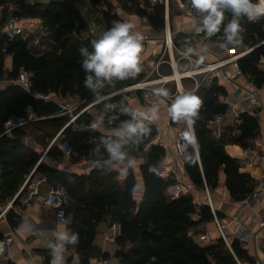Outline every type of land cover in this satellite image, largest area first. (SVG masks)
<instances>
[{
	"label": "trees",
	"instance_id": "16d2710c",
	"mask_svg": "<svg viewBox=\"0 0 264 264\" xmlns=\"http://www.w3.org/2000/svg\"><path fill=\"white\" fill-rule=\"evenodd\" d=\"M91 1L100 9L102 22L99 25L102 23L104 28L111 26L114 20L124 18L115 10L117 3L127 11L146 14L155 29H163L166 25L164 0H158L151 11L143 7L140 0ZM103 2L106 5L100 7ZM1 4L3 19L9 15L11 6L17 16L42 18V23H39L43 27L39 26L41 39L52 42L46 50L35 52L29 45V37L17 35L10 38L0 33V78L6 75L7 57L11 54L12 68L9 75L14 77L23 70L28 71L32 89L28 91L22 85L11 82L0 90V199H4L19 188L39 158L37 150L21 141L24 132L22 126L14 127L12 134L5 132V123L11 115L30 122L32 114H35L37 122L53 128L56 133L70 118L69 114H57L61 109L57 100L75 96L81 101L78 107L81 108L98 95L141 78L143 73L123 80L114 79L99 89L98 93H94L83 83L85 72L79 51L81 45L91 48L90 41L94 37L90 22L83 16L76 0H0ZM230 15L227 12L226 19ZM78 17L81 19L77 25ZM242 23L244 37H250L253 44L264 40V18H245ZM185 36L184 42L189 43L190 36ZM177 38L175 36L176 43H182ZM263 55L264 42H261L238 59L243 72L254 77L253 81L258 85L264 83V70L259 66ZM168 66L170 71L171 65ZM183 84L186 89H192L196 83L192 77L186 76ZM195 90L204 99L199 116L194 121L202 163L196 147L191 144L185 163L186 170L197 186L205 188L207 184L211 189L217 186L219 174L224 171L232 196L241 200L253 190L258 179L250 171L241 169L239 157L231 154L226 145L234 142L249 147L250 139L259 129V117L253 110H244L241 112V132L233 134L232 125L230 137L223 134L219 136L211 121L216 114L227 109L228 103L223 99L228 92L226 87L214 77ZM33 92L50 94L51 99L37 96ZM119 97L115 95L94 104L80 113L75 122L64 127L60 138L68 140L73 146V160L80 157L94 159L91 150L100 143L101 136L110 132L88 128L86 125L103 110L104 103L119 101ZM109 115L110 111H107L104 121L106 126H117L121 119L126 118L123 113H114L112 117ZM158 131V126L151 124L144 141L138 146H130V151L136 156L147 149V160L141 165L145 190L140 201L131 192L137 179L133 168L128 169L125 177L118 175L116 169L104 167H95L89 173L60 168L50 163L52 159L59 161L63 158L64 153L57 142L49 147L47 158L39 162L36 171L43 172L51 185L61 183L73 199L72 203L63 202V205L67 213L72 212L70 229L79 233L78 242L69 244L79 253V264H89L97 223L107 215L121 222V233L116 237L118 264H239V259L245 264L251 260L248 248L238 237H231L232 248L222 234L214 242L201 243L195 239L190 230L196 228L199 232V225L214 219L215 215L209 203L198 205L192 193L177 196L169 194L167 188L175 182L172 172L160 176L152 170V166L166 154L163 144L152 142ZM2 237L3 232L0 230ZM71 258L72 255L67 258L68 263Z\"/></svg>",
	"mask_w": 264,
	"mask_h": 264
},
{
	"label": "crops",
	"instance_id": "0c3cea01",
	"mask_svg": "<svg viewBox=\"0 0 264 264\" xmlns=\"http://www.w3.org/2000/svg\"><path fill=\"white\" fill-rule=\"evenodd\" d=\"M157 1L158 0H148L145 2L147 4L142 2L141 5L151 11L154 9V5ZM2 7L3 5L1 4L0 10H2ZM122 15L124 18L133 19L137 28L143 33H150L158 36L159 38L163 34L165 27L163 29L153 28L151 21L146 14L125 10ZM99 16L100 15H96V18ZM167 23H170V26L173 30L174 40L175 36L183 33L187 36H192L195 38V48L197 50L204 48L205 43L200 42L199 37L196 34L194 35L193 19L188 15L181 13L174 3L170 4L169 15L166 17V24ZM39 26L38 18H32L27 21V30L25 36L28 35L29 38L31 37L29 45L35 52H41L47 49V46L41 41ZM261 42H264V40ZM261 42L253 44V42L250 40V37H244L243 43L239 46V49L243 52L242 55L244 56L256 46H258ZM179 45L181 46H179L180 48L184 49L183 43H180ZM207 45L208 47L204 52V61H211L218 58L219 56L221 57L226 55V51L219 44L207 42ZM160 46V43L147 44L144 42L142 60L145 64V68L143 70L145 72H141L143 73V76L147 75L146 69L149 70L153 61L156 59V51H158ZM179 49H174L175 57H179L181 54ZM195 58L197 59L196 56ZM182 59L183 58H181L179 61ZM195 62V68L202 64L200 59H198V61L195 60ZM230 65L232 67L234 66L233 63H230ZM164 66L165 68L163 69V72L167 73L173 71L172 67V69L168 71V64H164ZM259 66L262 70H264V55L259 62ZM11 68L12 55L9 54L6 62V75L5 77L0 78V90L11 83L9 82V79L13 77L9 75ZM177 68L181 69L180 64ZM198 75L202 76L204 75V72L199 73ZM214 77H217L218 81L226 87L228 92L225 96H223V99L230 104L235 103L239 99V93L247 94L248 91L252 89V83H250V79L253 80L254 78L249 74L244 73V75L238 74L235 78L228 79L223 76L222 69H218L215 72ZM261 85L264 87V83ZM179 87H182V84ZM183 87L184 90H186L184 84ZM177 89L179 88L175 81L168 83V90L170 92H174ZM170 102V100L164 99L160 104V111L157 119L159 131L154 136L152 142L161 143L166 148V154L162 158H167L170 160L173 171L179 173L181 176L179 179H175L174 183H178L179 181L180 184L182 183L184 186L189 187V193L194 194L195 201L198 205L205 203L210 204V197L207 190L197 186V184L192 180L188 171H184L183 162H181L176 157L174 148L165 144V142L169 138L173 137L183 126V120H178L177 122L172 120L171 115L168 112V104ZM243 103L248 104V98L244 99ZM259 112L260 114L258 117L260 125L256 135L250 139L251 145L249 147L252 148L250 154L244 155V147L238 143L228 142L226 145L227 150L231 154L239 157L241 161V169L250 171L258 180L264 175V104L260 105ZM36 120L37 116L35 114H32V119L30 122H26L22 117L11 115L5 123V132L8 134H12V130L16 126H22L24 128V132L20 137L21 141L37 150L39 152V158L37 162L31 166V169L26 174L25 180L19 186V188L12 195L5 197L4 199H0V230L3 232V237L8 235L14 236L13 242L5 248L3 253H0V264H50L51 252L49 244L50 241L55 239V230L65 227L70 229V224H64L63 222L59 221L56 208L54 206L45 204L43 198L51 189H57L62 201L70 204L73 201L71 195L61 183L57 185H51L47 181L43 172L36 171L39 162L47 158V152L44 154L45 149L55 142L54 141L52 143L54 136L59 130L54 133L53 128L42 126ZM230 120V117H226L223 118L222 122L219 124L213 122L212 127L215 130V133L219 136L223 134L225 137H230V127L233 125ZM52 133L54 134L52 135ZM254 149H256L258 152H254ZM147 157L146 149L141 155L137 156V165L134 168L137 178L143 180V182L144 179L141 171V165L147 160ZM199 159L202 163L200 156ZM77 160H73L72 157H66L63 155L61 160L58 161L56 159H52L50 160V163L60 168L72 170L77 173H89L93 168L101 167L98 165L94 167L91 163L78 165L75 163ZM127 171L122 174L121 177H125ZM175 189L176 188L168 190L169 194L172 196H177L181 193H186L183 192V190L175 193ZM209 189L212 203L216 209V214L212 210L215 218L202 222L199 225L200 231L212 229L215 235L214 241H216L217 237L220 235L216 220L217 216L220 223L224 225L227 236L238 237L248 248L252 258L251 260H247L245 264H264V227L259 229L260 216L264 215V200L259 206L260 215L256 214L249 207H245L239 199H235L232 196L226 184V173L224 171H221L219 174V182L217 186L213 189ZM142 195L136 197L138 201H140ZM68 214L72 219V212ZM24 221H28L30 223V227L27 230H23L21 228V224ZM190 232L195 235L198 233L196 228H192ZM120 233L121 222L119 220H113L110 215H107L101 219L97 223L96 235L93 244L97 243L101 246L102 256H92L90 254L89 264H118V258L116 256L118 243L116 237ZM71 255V261L68 263L67 258ZM64 256V264L80 263L79 253L71 245H67L65 247Z\"/></svg>",
	"mask_w": 264,
	"mask_h": 264
},
{
	"label": "clouds",
	"instance_id": "9594fccd",
	"mask_svg": "<svg viewBox=\"0 0 264 264\" xmlns=\"http://www.w3.org/2000/svg\"><path fill=\"white\" fill-rule=\"evenodd\" d=\"M192 7L200 14L201 24L197 30H203L211 36L221 31L220 46H239L243 43L242 21L247 18L257 20L264 18V0H191ZM230 18L226 19V13ZM13 22L5 30L15 28ZM145 34L139 30L133 19H116L111 26L104 28L91 39V48L81 45L79 51L82 57L81 66L85 72L83 83L94 93H98L106 83L114 79L123 80L141 71ZM208 45L197 50L192 44L186 43L183 50L185 57L195 55L197 59H204V52ZM158 97H168L169 90L164 86L152 88ZM99 100H105L104 95H98ZM204 104L203 97L195 89L178 90L168 104V112L174 120H183L188 128L185 139L195 146L197 137L194 131H189L199 116ZM114 105L110 102L103 104V110L94 116L90 127L100 129L105 121V113ZM121 111L126 114L115 128L107 135L101 136L100 143L91 150V154L98 166L116 169L118 175L124 174L129 168L137 165V156L130 151V146L140 145L150 132V125L158 119L160 106L150 103L141 109L125 105ZM145 190L143 180L137 178L132 185L134 197L142 195ZM30 227L28 221L21 224L23 230ZM55 239L50 241V264H64L65 247L78 242L79 233L67 227L54 232Z\"/></svg>",
	"mask_w": 264,
	"mask_h": 264
},
{
	"label": "built area",
	"instance_id": "2783aa9c",
	"mask_svg": "<svg viewBox=\"0 0 264 264\" xmlns=\"http://www.w3.org/2000/svg\"><path fill=\"white\" fill-rule=\"evenodd\" d=\"M164 2H165L166 17H168L169 15L170 4L174 3L177 9L181 13L188 15L189 17L193 19L194 21L193 32H194V35L196 34L199 37L200 42L202 43L211 42V43H217L220 45L222 28H221V31L211 36L207 35L203 30H200V31L197 30L198 26L201 24V21L198 19V16L200 14L197 12L195 8L192 7L191 0H164ZM115 10L121 14L125 11L124 7L119 3L116 4ZM30 19H32V17L15 15L13 11V6H11L9 15L5 19H3V11L0 10V33L6 34L10 38H14L17 35H23L24 37H28V35L25 36V33L27 30V21ZM38 19H39V23H42L43 19L42 18H38ZM13 22L15 23L16 27L14 29L9 28L8 30H5L6 26L9 24H12ZM97 25H98V29L91 27V34L93 37L97 36L99 32L104 29L103 25H99V24ZM144 34H145V40H144L145 43L147 44L160 43L161 44L158 51H156L157 57L153 61L149 70L146 69V73H147L146 76H143L137 80L132 81L131 83L125 86L113 89L103 94L105 96V99H108L115 95H120L119 101H116V100L109 101L110 103L114 105V107L111 110H109L110 117H112L114 113H123L121 109L126 104L143 109L145 108L146 105L150 103H157L160 106L161 102L164 99L166 100L168 99L171 101L172 97L177 93V91L180 88H181L180 90H184L182 79L186 76H190L195 80L196 84H194L192 89H196L201 84L212 81V79L214 78V74L218 69H222L223 76L228 79H233L238 74L244 75V72L238 63L239 57L243 54V52L240 51L239 49L240 45L239 46H223L224 50L226 51L225 56H221V57L219 56L218 58L214 60L207 61L206 63H202L199 67H196V68L191 67L189 69H186L183 75L180 77L182 87H179L180 85H179L178 79L175 77H169V76L173 75V72L175 71V67L176 66L178 67L179 65V62H180L179 60L184 57V55L182 54L184 49L180 48L175 42L174 34H173V30L171 26L168 23L166 24L163 30V34L160 36V38L150 33H144ZM244 35H245V32L243 30V37ZM176 48L177 49L180 48L179 50L181 51V54L179 55V57H175L174 49ZM189 58H191L192 61H195V60L198 61V59H196L194 56L189 57ZM230 63H233L234 66L232 67ZM164 64H170L171 67L173 68V71L170 73L163 72L162 67ZM142 65L143 66L140 72H145L143 71L145 68V64L143 60H142ZM202 72H204V75L199 76L198 74ZM250 80H251L250 83H252V89L248 91L247 94L239 93V99L235 103H232V104L228 103L227 109L224 112H220L216 114L214 119H212L211 124H213V122L219 124L220 122H222L223 118L230 117L231 118L230 121L232 122L234 126L233 134L236 135V134H239L242 130L240 127V123L242 122V117H241L242 111L250 109V110H253L255 114L259 116L260 114L259 107L261 104H264V87L262 85L256 84L252 79ZM171 81H175L178 84L179 89H177L174 92L169 91L170 94L168 97H162V96L158 97L156 96V94L152 92V88L154 87L164 86L168 88V83ZM9 82L18 83L22 85L26 90L32 91L30 73L26 70L21 71L17 76H14L11 79H9ZM33 93L37 96L44 97L46 99H51L50 94H44L41 92H33ZM247 98H248V104H244L243 100ZM57 101L59 105L61 106V109L57 114H69L70 118L66 122V124L62 127V129L59 130L57 134L54 136L52 143L54 141L57 142L58 146L62 149L64 155L66 157H72V155L75 152L73 146L69 143L68 140H63L60 138V135L64 127L71 122H75L77 116L80 113L89 109L94 104L102 100H99L97 97L93 99L92 101L84 104L81 108H78L80 103L71 105V103L68 102L67 98H62ZM151 124L158 125V120H156L155 122H152ZM86 126L88 128H92L90 127V123ZM115 127L116 126H106L103 123L101 128L98 130L110 132V130ZM187 128H188L187 124L185 123V121H183L182 128H180L173 137L169 138L165 142L166 145L172 146L174 148L176 157L181 162H183V167H184L185 172H186L185 163L187 160V154L191 146V143H188L186 141L185 135H184ZM189 131H194L195 133L194 125L192 129ZM195 136H196V133H195ZM49 146L45 149L44 154L48 151ZM195 147L199 154L197 142L195 144ZM251 149L252 148L250 147H244L243 148L244 155L250 154ZM253 151L258 152L256 149H254ZM75 163L78 165H84L86 163H91L94 167L97 165L94 159H89L87 157H81ZM152 170L157 175H160V176L166 175L167 173L172 172L175 179H179L181 177L179 173L173 171L172 164L170 160H168L167 158H161L156 164L152 166ZM174 188H176L175 193L179 192L180 190H183V192H186V193L189 192V187L184 186V184L182 183L180 184L179 181L178 183H174V182L171 183L167 189L170 190ZM205 189L209 193L211 208L213 212L216 214V209L212 203V199L210 196V189L207 184L205 186ZM263 200H264V175L258 180L253 190L248 195L243 197L240 201L243 203L245 207H249L256 214L260 215L259 206L263 202ZM43 201L45 204L54 206L56 208L57 217L59 221L63 222L64 224L71 223V217L67 213V210L65 206L63 205V201L57 189H51L44 196ZM216 220H217L218 230L220 234L224 236L230 248H232L229 238L225 232L224 225L220 223L217 216H216ZM262 227H264V215H261L260 220H259V229ZM193 235L195 239L201 243L213 242L215 240L214 231L212 229L200 231L196 235L195 234ZM13 240H14L13 235H8V236H4L0 238V253H3L5 248L9 244H11ZM239 264H244V263L239 259Z\"/></svg>",
	"mask_w": 264,
	"mask_h": 264
},
{
	"label": "rangeland",
	"instance_id": "374dc122",
	"mask_svg": "<svg viewBox=\"0 0 264 264\" xmlns=\"http://www.w3.org/2000/svg\"><path fill=\"white\" fill-rule=\"evenodd\" d=\"M42 1H50V0H42ZM76 1H77V4L79 5L81 11H82L83 16L86 17V19L90 22V26L98 29V25H97L95 20H96V15H100L99 14L100 13L99 7L97 5H95L91 0H76ZM140 1H141V3L142 2L145 3L148 0H140ZM145 4H147V3H145ZM101 5L102 6L106 5V3L103 2V3H101ZM80 19H81L80 17L76 18L77 25H78V22H79ZM169 25H170V23H169ZM41 28H43V27H41ZM82 30H83V28H82ZM41 31H42V29H41ZM177 37H178L177 40L181 41L183 43L184 48H185V45H186L185 42H184V41H186L185 34H182V33L178 34ZM41 41L44 42V44L47 46V48H49L51 43H52L51 40H49V39H41ZM189 44H192L195 47V38L194 37L190 36ZM177 45L180 46L178 43H177ZM193 56L195 57V55H193ZM188 58L189 57H186V58L183 57V59L179 62L180 68L183 71H185L186 69H189L191 67H195V63L196 62L192 61L191 58H189V59ZM200 62L205 63L206 61H204V59H203V60H200ZM167 73H170V72H167ZM67 100H68V102L71 103V105L81 102L75 96H69L67 98ZM228 238H229V241H230L231 237H228ZM230 243H231V241H230Z\"/></svg>",
	"mask_w": 264,
	"mask_h": 264
},
{
	"label": "water",
	"instance_id": "95a60500",
	"mask_svg": "<svg viewBox=\"0 0 264 264\" xmlns=\"http://www.w3.org/2000/svg\"><path fill=\"white\" fill-rule=\"evenodd\" d=\"M96 23L99 24L100 22H102V17L99 16L98 18H96ZM200 156V154H199ZM90 254L92 256H102V249H101V246L97 243H94L92 245V248H91V251H90Z\"/></svg>",
	"mask_w": 264,
	"mask_h": 264
},
{
	"label": "bare ground",
	"instance_id": "6f19581e",
	"mask_svg": "<svg viewBox=\"0 0 264 264\" xmlns=\"http://www.w3.org/2000/svg\"><path fill=\"white\" fill-rule=\"evenodd\" d=\"M185 71L178 69L177 67H175V71L173 72L172 76L169 77H175L178 79V82L180 84V77L183 75ZM181 85V84H180Z\"/></svg>",
	"mask_w": 264,
	"mask_h": 264
}]
</instances>
